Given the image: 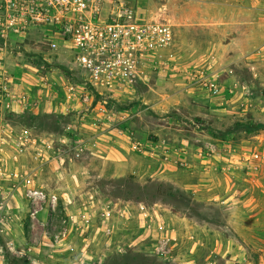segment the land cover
Masks as SVG:
<instances>
[{"label": "rangeland", "instance_id": "1", "mask_svg": "<svg viewBox=\"0 0 264 264\" xmlns=\"http://www.w3.org/2000/svg\"><path fill=\"white\" fill-rule=\"evenodd\" d=\"M110 1L173 27L143 82L105 93L122 117L38 40L0 44L3 264H264V162L232 163L264 158V0Z\"/></svg>", "mask_w": 264, "mask_h": 264}, {"label": "built area", "instance_id": "2", "mask_svg": "<svg viewBox=\"0 0 264 264\" xmlns=\"http://www.w3.org/2000/svg\"><path fill=\"white\" fill-rule=\"evenodd\" d=\"M172 28L169 20L146 21L125 4L110 0H0V44L28 36L51 55L66 57L85 80L80 87L83 102L107 121L123 113L111 107L105 93L129 92L143 82L146 60L171 46ZM67 87L71 91L76 84L68 82ZM7 95L0 61V105ZM131 147L137 150L140 144L133 142ZM213 150L205 146L207 153ZM262 162L264 158L256 151H243L232 159L237 169L247 171ZM28 194L36 200L47 198L37 190ZM235 195L233 192L229 198ZM48 200L52 206L57 201L55 196Z\"/></svg>", "mask_w": 264, "mask_h": 264}, {"label": "crops", "instance_id": "3", "mask_svg": "<svg viewBox=\"0 0 264 264\" xmlns=\"http://www.w3.org/2000/svg\"><path fill=\"white\" fill-rule=\"evenodd\" d=\"M109 214H110V212H109Z\"/></svg>", "mask_w": 264, "mask_h": 264}, {"label": "trees", "instance_id": "4", "mask_svg": "<svg viewBox=\"0 0 264 264\" xmlns=\"http://www.w3.org/2000/svg\"><path fill=\"white\" fill-rule=\"evenodd\" d=\"M227 133V132H226Z\"/></svg>", "mask_w": 264, "mask_h": 264}]
</instances>
